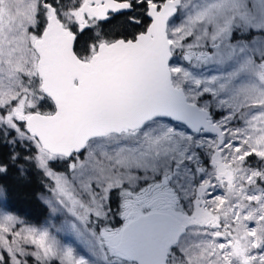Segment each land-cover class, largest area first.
<instances>
[{"label": "snow or ice", "instance_id": "obj_1", "mask_svg": "<svg viewBox=\"0 0 264 264\" xmlns=\"http://www.w3.org/2000/svg\"><path fill=\"white\" fill-rule=\"evenodd\" d=\"M0 181V264H264V0H0Z\"/></svg>", "mask_w": 264, "mask_h": 264}, {"label": "trees", "instance_id": "obj_2", "mask_svg": "<svg viewBox=\"0 0 264 264\" xmlns=\"http://www.w3.org/2000/svg\"><path fill=\"white\" fill-rule=\"evenodd\" d=\"M8 183L12 188L9 199L21 210L19 215L31 223L41 222L48 212L47 205L41 199L47 192L45 188L47 181L39 173H35L24 181H18L13 175Z\"/></svg>", "mask_w": 264, "mask_h": 264}, {"label": "rangeland", "instance_id": "obj_3", "mask_svg": "<svg viewBox=\"0 0 264 264\" xmlns=\"http://www.w3.org/2000/svg\"><path fill=\"white\" fill-rule=\"evenodd\" d=\"M45 195H47V192H46L45 194H43L42 196H45ZM42 196H41V197H42ZM0 198H2V197H0ZM42 201H43V200H42ZM47 216H48V212H47V215L45 216V218H47ZM45 218H44V219H45ZM44 219H43V220H44ZM43 220H42V221H43ZM42 221H41V222H42Z\"/></svg>", "mask_w": 264, "mask_h": 264}]
</instances>
